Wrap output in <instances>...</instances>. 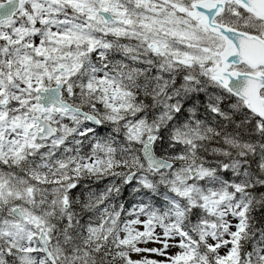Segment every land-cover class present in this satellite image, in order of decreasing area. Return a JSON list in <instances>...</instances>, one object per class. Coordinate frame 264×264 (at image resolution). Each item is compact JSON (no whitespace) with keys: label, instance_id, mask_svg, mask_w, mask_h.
<instances>
[{"label":"snow or ice","instance_id":"snow-or-ice-1","mask_svg":"<svg viewBox=\"0 0 264 264\" xmlns=\"http://www.w3.org/2000/svg\"><path fill=\"white\" fill-rule=\"evenodd\" d=\"M0 264H264V0H0Z\"/></svg>","mask_w":264,"mask_h":264}]
</instances>
